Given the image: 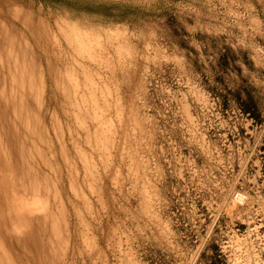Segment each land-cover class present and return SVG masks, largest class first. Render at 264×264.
I'll return each mask as SVG.
<instances>
[{
    "label": "rangeland",
    "instance_id": "rangeland-1",
    "mask_svg": "<svg viewBox=\"0 0 264 264\" xmlns=\"http://www.w3.org/2000/svg\"><path fill=\"white\" fill-rule=\"evenodd\" d=\"M0 248L264 264V0H0Z\"/></svg>",
    "mask_w": 264,
    "mask_h": 264
},
{
    "label": "bare ground",
    "instance_id": "bare-ground-1",
    "mask_svg": "<svg viewBox=\"0 0 264 264\" xmlns=\"http://www.w3.org/2000/svg\"><path fill=\"white\" fill-rule=\"evenodd\" d=\"M19 20H20V19H19ZM22 49H23V48H22ZM23 51H24V49H23ZM21 52H22V51H21ZM26 57H27V56H26ZM30 73H31V72H30ZM23 84H24V83H23ZM21 86H22V85H21ZM23 86H24V85H23ZM24 89H25V88H24ZM19 160H20V159H19ZM14 183H15V182H14ZM28 183H29V182H28ZM16 186H17V185H16ZM14 188H16V187L14 186ZM12 190H13V189H12ZM19 190H20V189H19ZM13 192H14V191H13ZM25 195H26V194H25ZM17 196H18V195H17ZM33 197H34V196H33ZM16 198H17V197H16ZM16 198H15V200H16ZM27 198H28V197H27ZM18 199H19V198H18ZM31 199H32V198H31ZM26 200H27V199H26ZM34 202H35V201H34ZM25 203H26V202H25ZM22 204H23V203L21 202V205H22ZM26 204H27V203H26ZM36 204H39V203L37 202ZM33 206H34V205H33ZM35 206H36V205H35ZM37 207H38V206H37ZM23 208H24V207H23ZM38 208H39V207H38ZM33 209H34V208H33ZM33 209H30V208H29V210L32 211L31 213H34V211L36 210V209H35V210L33 211ZM24 210H25V209H24ZM27 211H28V210H27ZM30 211H28V212H30ZM28 212H25V211H24V213H28ZM50 212H51V211H50ZM22 213H23V212L21 211V215H23ZM35 213H36V211H35ZM38 213H39V212H38ZM29 214H30V213H29ZM41 214H42V213H41ZM49 214H50V213H49ZM51 214H52V213H51ZM30 215L33 216V214H30ZM37 215H38V214H37ZM18 216H20V215H18ZM24 216L27 217L28 215H27V214H26V215L24 214ZM32 216L30 217V220H29V221L33 220V219H32ZM50 216H51V215H50ZM21 217H22V216H21ZM25 217L22 218V219H25ZM36 217H37V216H36ZM42 218H43V216H42ZM50 218H51V217H50ZM53 218H54V217H53ZM55 218H57V217H55ZM28 219H29V218H28ZM46 219H47V218H46ZM25 220H26V219H25ZM53 220H54V219H53ZM35 221H38V220L35 219ZM43 221H44V220H43ZM24 222H25V221H24ZM27 222H28V221H27ZM31 222H32V221H31ZM31 222H30V224L32 225ZM22 223H23V222H22ZM36 223H37V222H36ZM38 223H40V221H39ZM45 223H46V222H45ZM8 224H9V223H8ZM23 224L25 225L26 222L23 223ZM51 224H52V223H51ZM51 224H50V225H51ZM2 225H3V224H2ZM42 225H43V222H42ZM52 225H53V224H52ZM38 226H39V225H38ZM3 227H4V226H3ZM13 227H14V226H13ZM27 227H30V226H27ZM31 227H32V226H31ZM53 227H54V226H53ZM55 227H56V226H55ZM1 228H2V227H1ZM23 228H24V227H23ZM44 229H45V228H44ZM8 230H9V229H8ZM16 230H17V229H16ZM26 230H29V228H26ZM34 230H35V229H34ZM51 230H52V227H51ZM51 230H50V231H51ZM2 231H3V230H2ZM22 231H23V230H22ZM5 232H7V231H5ZM27 232L29 233V231H27ZM31 232L33 233L34 231L31 230ZM38 232H39V231H38ZM53 232H54V230H53ZM24 233H25V232H24ZM33 234H34V233H33ZM50 234H51V233H50ZM54 234H55V233H54ZM54 234H53V235H54ZM5 235H6V234H5ZM29 235H30V233H29ZM25 236H27V234H26ZM25 236H23V237H25ZM40 236H41V235H40ZM11 237H12V236H11ZM23 237L21 236L22 239H25V238H23ZM34 237L36 238V236H33V238H34ZM37 237H39V236H37ZM52 237H53V236H51V239H52ZM27 238H29V237H27ZM35 238H34V239H35ZM39 238H40V237H39ZM13 240H14V239H13ZM13 240H12V241H13ZM32 240H33V239H32ZM35 240H36V239H35ZM23 242H24V241H23ZM25 242H27V241H25ZM42 242H43V241H42ZM46 242H47V240H46ZM31 243H32V242H31ZM38 243L40 244L41 242H38ZM51 243H52V242H51ZM25 244H26V243H25ZM25 244H24V245H25ZM54 244H55V242H54ZM37 245H38V244H37ZM55 245H56V244H55ZM30 246H31V245H30ZM35 246H36V245H35ZM39 246H40V245H39ZM42 246H43V245H42ZM51 246H52V245H51ZM51 246H50V247H51ZM50 247H49V248H50ZM51 248H53V247H51ZM0 249H1V248H0ZM5 249H6V248H5ZM11 249H12V248H11ZM38 249H39V247H38ZM27 250H28V247H27ZM50 250H51V249H50ZM55 250H56V249H55ZM58 250H59V249H58ZM14 251H15V250H14ZM33 251H34V250H33ZM64 251H65V250H64ZM40 252H41V251H40ZM61 252H62V251H61ZM10 254H11V253H10ZM15 254H16V252H15ZM15 254H14V255H15ZM30 254H31V252H30ZM35 254H36V252H35ZM52 254H53V253H52ZM24 256H25V255H24ZM41 256H42V255L40 254V258H41ZM8 257H9V256H8ZM16 257H17V260H16ZM18 257H19L18 255H17V256L15 255L13 258H15L16 261H19V258H18ZM0 258H1V257H0ZM53 258H54V257H52V259H53ZM7 259H8V258H7ZM42 259H43V258H42ZM54 259H56V258H54ZM9 260H10V259H9ZM38 260H39V259H38ZM11 261H12V260H11ZM20 261H21V259H20ZM41 261H43V260H41ZM51 261L54 263L53 260H51ZM0 263H3V262H0ZM14 263H15V261H14ZM14 263H13V264H14ZM19 263H20V262H19ZM21 263L24 264V262H22V261H21ZM34 263H35V262H34ZM11 264H12V263H11ZM49 264H50V263H49Z\"/></svg>",
    "mask_w": 264,
    "mask_h": 264
}]
</instances>
